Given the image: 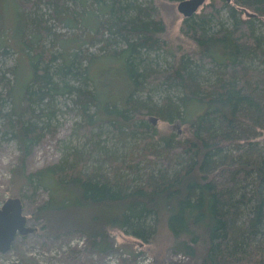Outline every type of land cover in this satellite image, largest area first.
Wrapping results in <instances>:
<instances>
[{
  "label": "trees",
  "instance_id": "obj_1",
  "mask_svg": "<svg viewBox=\"0 0 264 264\" xmlns=\"http://www.w3.org/2000/svg\"><path fill=\"white\" fill-rule=\"evenodd\" d=\"M232 1L213 0L201 13L185 18L182 32L197 50L176 56L165 70L147 71L140 67L141 52L166 46L158 36L165 23L154 0H91L101 13L113 16L104 28L110 33L107 47L123 43L119 59L130 89L120 105L95 83L91 90L59 86L49 71L54 56L43 46L35 51L36 58L30 55L34 74L18 103L21 110L2 114L0 93V131L16 138L21 149L11 180L25 181L23 199L40 188L49 192L35 207L39 224L34 233L43 240L83 234L85 247L69 253L78 258L108 251L112 229L149 242L165 216L177 249L191 258L187 264H264V0ZM237 5L252 11V17H244ZM223 9L228 22L220 18ZM73 19L67 20L71 27L78 25ZM214 21L221 23L217 29ZM28 26L37 31L39 23ZM99 32L94 33L98 38ZM95 61L96 56H88L85 80L92 79ZM68 62L67 70L58 72L72 73L73 60ZM206 64L215 65L212 81L200 78L199 68ZM151 85H166L178 94L159 102L136 97ZM5 86L12 94L7 82ZM53 93H76L83 135L90 137L95 127L109 123L125 136L140 133L139 149L127 161L104 154L99 164L91 161L92 152L74 149L58 163L27 172V157L41 141L31 106L45 105ZM148 116L171 124L180 120L182 131L160 134ZM144 160L149 164L141 172Z\"/></svg>",
  "mask_w": 264,
  "mask_h": 264
},
{
  "label": "rangeland",
  "instance_id": "obj_2",
  "mask_svg": "<svg viewBox=\"0 0 264 264\" xmlns=\"http://www.w3.org/2000/svg\"><path fill=\"white\" fill-rule=\"evenodd\" d=\"M27 1L37 3L27 6L23 0H0V93L4 95L2 114L12 108L21 110L18 103L26 93L25 86L31 85L34 74L30 63L31 56L36 58L34 54L40 46L54 56L48 63L49 71L59 86L69 83L91 90L95 83L101 92L106 91L107 95L104 94L120 105L129 93L130 86L123 73L124 63L119 59L123 43L113 42L109 47L106 45L110 33L104 28L113 20L110 12L105 8L106 11L101 13L100 6L91 0ZM179 1L154 0V5L165 23V30L158 36L165 41L166 46L159 50H143L140 54L142 69L165 70L173 64L176 56L197 50L196 42L182 32L185 17L178 10ZM212 1L206 0L197 13H201ZM237 8L242 10L244 17H252V11L239 5ZM69 18H74L78 25H68ZM220 18L223 22L230 21L226 9L220 11ZM32 21L39 23L37 31L32 26L25 29ZM220 24V21H214V28L217 29ZM93 29L99 30V36H102L96 37ZM39 30H43L44 34L41 35ZM260 30L264 33V26ZM90 55L96 56V61L90 67L92 79L85 80L83 74ZM68 60H73V72H58L57 69L60 68L67 70L65 63ZM214 66L206 64L199 68L202 81L215 79L214 74H211ZM6 82L12 88V94L8 93ZM167 94L175 96L178 90L166 85H151L149 91H140L136 97L146 102H159ZM45 103L41 106H31L32 120L41 127V141L33 147L32 153L27 157V172L58 163L74 149L92 152L94 158L91 161L97 160V164L101 163L104 154L127 161L128 155L137 151L143 139L140 133L136 136H125L122 131L114 130L109 123L95 127L90 137L83 135L80 132L84 123L83 112L76 93H53ZM94 110V107L90 108V112L93 113ZM148 121L160 134L182 131L180 120L171 124L148 116ZM3 123L4 117L0 116V128ZM260 138L264 141V132ZM20 154L21 149L16 138L10 134L5 136L3 131H0V207L10 197H21L28 224L35 226L39 224L35 217V207L49 197V192L40 188L34 197L23 199L24 194H27L25 181L19 177L11 180V169L18 165ZM148 164V160L141 162L140 171L143 172V168ZM85 240L86 236L83 234L54 240H43L37 233H30L26 237L19 235L9 252L0 253V264H187L191 260L188 254L177 249L176 240L165 216L161 217L157 232L149 242L137 239L122 230L112 229L109 233L111 247L108 251L83 253L78 258L70 257L69 253L74 249L85 247Z\"/></svg>",
  "mask_w": 264,
  "mask_h": 264
},
{
  "label": "water",
  "instance_id": "obj_3",
  "mask_svg": "<svg viewBox=\"0 0 264 264\" xmlns=\"http://www.w3.org/2000/svg\"><path fill=\"white\" fill-rule=\"evenodd\" d=\"M205 1L180 0L177 7L185 18H189L197 13ZM35 230L34 226L28 224L21 197H10L0 207V253L9 252L18 235H28Z\"/></svg>",
  "mask_w": 264,
  "mask_h": 264
},
{
  "label": "flooded vegetation",
  "instance_id": "obj_4",
  "mask_svg": "<svg viewBox=\"0 0 264 264\" xmlns=\"http://www.w3.org/2000/svg\"><path fill=\"white\" fill-rule=\"evenodd\" d=\"M227 2H229V3H231V4H234L232 0H230V1L227 0Z\"/></svg>",
  "mask_w": 264,
  "mask_h": 264
},
{
  "label": "bare ground",
  "instance_id": "obj_5",
  "mask_svg": "<svg viewBox=\"0 0 264 264\" xmlns=\"http://www.w3.org/2000/svg\"><path fill=\"white\" fill-rule=\"evenodd\" d=\"M18 236H19V235H18ZM18 236H17V237H18ZM21 236H23V235H21ZM17 237H16V238H17ZM15 240H16V239H15ZM14 242H15V241H14ZM13 244H14V243H13Z\"/></svg>",
  "mask_w": 264,
  "mask_h": 264
}]
</instances>
